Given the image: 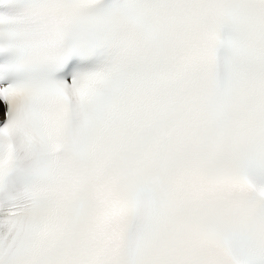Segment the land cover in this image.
<instances>
[{
	"label": "snow or ice",
	"instance_id": "snow-or-ice-1",
	"mask_svg": "<svg viewBox=\"0 0 264 264\" xmlns=\"http://www.w3.org/2000/svg\"><path fill=\"white\" fill-rule=\"evenodd\" d=\"M0 264H264V0H0Z\"/></svg>",
	"mask_w": 264,
	"mask_h": 264
}]
</instances>
